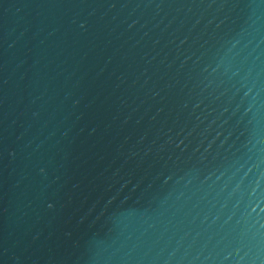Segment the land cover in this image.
<instances>
[{
  "label": "water",
  "instance_id": "water-1",
  "mask_svg": "<svg viewBox=\"0 0 264 264\" xmlns=\"http://www.w3.org/2000/svg\"><path fill=\"white\" fill-rule=\"evenodd\" d=\"M0 264H264V0H0Z\"/></svg>",
  "mask_w": 264,
  "mask_h": 264
}]
</instances>
